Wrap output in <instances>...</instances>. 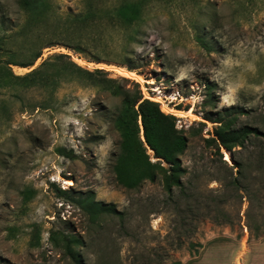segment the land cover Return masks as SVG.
Segmentation results:
<instances>
[{
  "label": "rangeland",
  "instance_id": "1",
  "mask_svg": "<svg viewBox=\"0 0 264 264\" xmlns=\"http://www.w3.org/2000/svg\"><path fill=\"white\" fill-rule=\"evenodd\" d=\"M61 4L63 11L88 8L82 0ZM92 4L93 13L137 4L140 15L125 24L93 15L82 28V54L57 36L43 58L68 54L84 68L105 70L115 88L137 82L145 98L176 116L189 141L184 187L169 194L160 181L134 190L117 183L114 118L122 98L111 90L78 82L55 91L0 86V264H235L233 251L215 260L200 255L211 244L237 248L264 230V141L232 153L222 148V159L209 141L217 118L264 131V0ZM128 59L143 80L128 74ZM79 199L114 204L124 215L94 221ZM61 234L82 241L72 245L78 262Z\"/></svg>",
  "mask_w": 264,
  "mask_h": 264
},
{
  "label": "trees",
  "instance_id": "2",
  "mask_svg": "<svg viewBox=\"0 0 264 264\" xmlns=\"http://www.w3.org/2000/svg\"><path fill=\"white\" fill-rule=\"evenodd\" d=\"M82 1L88 7L87 10L84 11V8L73 12L63 11L61 0H0V86L52 87V91H55L64 82H78L111 90L122 98V106L114 118L121 137L114 165L117 183L128 190H134L147 181H160L164 189L173 194L175 188L184 187L183 177L187 170L181 155L186 152L189 143L186 132L177 127L178 118L164 112L160 103L145 98L137 82H132L134 89L115 88L114 80L107 78L105 70L84 68L68 54L52 53L43 58L44 50L55 46L51 39L57 36L63 37V47L82 54L87 43L82 28L93 15L100 21L112 17L118 24L133 23L140 15L137 4L101 7L94 14V0ZM40 59L42 61L37 65ZM94 62L101 63V60L95 58ZM13 66L30 71L17 75ZM126 67L130 72L140 74L129 59ZM212 122L217 126L214 128V138L209 142L217 146L221 159L222 148L232 153L236 148H244L250 140L264 141V131L258 127L234 128V120L231 119L217 118ZM149 151L153 152L155 161ZM226 159L229 160V155H226ZM78 203L91 214L94 221L102 214L117 217L124 215L114 204L90 202L89 199H79ZM52 235L54 241L56 238L54 233ZM61 235L70 257L78 262V255L72 245H80L82 241L72 235ZM252 237L255 240L264 237V230H259ZM202 247L199 244V248Z\"/></svg>",
  "mask_w": 264,
  "mask_h": 264
},
{
  "label": "crops",
  "instance_id": "3",
  "mask_svg": "<svg viewBox=\"0 0 264 264\" xmlns=\"http://www.w3.org/2000/svg\"><path fill=\"white\" fill-rule=\"evenodd\" d=\"M226 251H233V254H236L235 264H264V237L257 240H243L237 248L235 245L211 244L203 249L200 258L202 261L203 257L207 254V256L209 255V259L212 257V260H215L218 258L215 253Z\"/></svg>",
  "mask_w": 264,
  "mask_h": 264
},
{
  "label": "bare ground",
  "instance_id": "4",
  "mask_svg": "<svg viewBox=\"0 0 264 264\" xmlns=\"http://www.w3.org/2000/svg\"><path fill=\"white\" fill-rule=\"evenodd\" d=\"M103 67V66H102ZM106 68V67H105ZM120 68V67H119ZM119 68H118V70H119ZM125 69V68H124ZM117 70V69H116ZM117 70V71H118ZM128 74H131V75H133V77H135V78H137L138 80H143L142 79V76H139V75H137V74H135L134 72H128ZM142 82V81H141ZM156 101H159V99H155ZM160 102V101H159ZM170 110V109H169ZM170 112V111H169ZM178 112V111H177ZM182 112H184V111H182ZM187 114H189V112H187ZM193 116V115H192Z\"/></svg>",
  "mask_w": 264,
  "mask_h": 264
},
{
  "label": "water",
  "instance_id": "5",
  "mask_svg": "<svg viewBox=\"0 0 264 264\" xmlns=\"http://www.w3.org/2000/svg\"><path fill=\"white\" fill-rule=\"evenodd\" d=\"M143 140L145 141V138L143 137Z\"/></svg>",
  "mask_w": 264,
  "mask_h": 264
}]
</instances>
